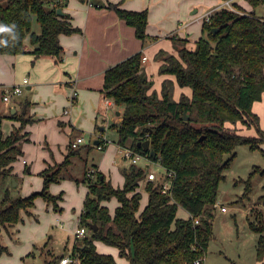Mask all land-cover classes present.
<instances>
[{
    "label": "trees",
    "instance_id": "obj_1",
    "mask_svg": "<svg viewBox=\"0 0 264 264\" xmlns=\"http://www.w3.org/2000/svg\"><path fill=\"white\" fill-rule=\"evenodd\" d=\"M244 1L253 9L264 6V0ZM65 5V0H0V54H31L34 60L47 57L60 63L63 48L59 36L80 33L68 14H56ZM113 9L134 27L138 39H146L147 10H126L119 4ZM34 20L39 33L32 30ZM11 25L14 29L7 31ZM201 32L194 50L187 48L186 38L172 36L177 55L164 50L154 55V60L160 62L158 74L175 80L164 78L160 92L153 88L154 83L142 66L141 52L105 71L102 91L123 108L119 123L111 125L118 134V145L147 156L160 165L164 174L148 180V167L131 164L122 169L124 183L116 188L97 167L85 165L81 181L86 183L88 192L79 224L87 228L94 224L96 228L89 230L90 236L82 237L73 249L71 257L78 255L79 264H117L111 255L97 252L95 241L118 249L120 257L129 264H194L196 260L202 264L212 238L218 186L235 157L234 149L247 145L251 150H262L264 130L252 105L261 101L264 94V15L256 16L233 2L231 8L221 7L202 20ZM26 43L32 49L27 51ZM175 83L189 88L191 96L181 93L175 100ZM6 117L20 121L21 126L4 137L1 125ZM29 122L26 113L0 115V254L8 252L1 244L4 232L14 236L23 214L34 216L36 198L56 208L60 197L50 194L49 187L66 177L72 178L71 159L81 151V145L72 147L71 142L62 163L48 165L39 173L43 179L41 191L22 197L9 183L17 181L12 163L22 154V141L28 140H23L27 134L21 131ZM238 123L254 129L256 136H245L226 127ZM146 140L150 141L152 156L141 147ZM94 146H86L85 153ZM168 172L173 173L171 178ZM143 180L147 204L140 211L142 194L138 189ZM164 184L169 185L166 194L162 193ZM112 198L118 202L113 215L102 205ZM179 206L188 212L186 220L176 218ZM254 214L248 226L259 236L256 251L261 259L264 219L261 211ZM46 264L58 262L54 258Z\"/></svg>",
    "mask_w": 264,
    "mask_h": 264
},
{
    "label": "rangeland",
    "instance_id": "obj_2",
    "mask_svg": "<svg viewBox=\"0 0 264 264\" xmlns=\"http://www.w3.org/2000/svg\"><path fill=\"white\" fill-rule=\"evenodd\" d=\"M230 1L232 0L226 2ZM152 3L154 4L153 1ZM218 3L217 0H163V4H165L162 11L164 14V31L173 28V34L169 37H181L183 33H179L177 30L179 27L184 28L190 25L196 17L204 14V12ZM221 6H225V2L220 3L218 7ZM194 9H198V12L191 14ZM245 9L247 12L253 11L256 16L264 15V6L253 9L250 5H246ZM204 19L205 17L202 18V20ZM148 23L151 25V29L153 28V34L162 37L161 39L165 40L167 35L170 34L169 31L161 33V30L158 27L156 28L158 20L148 19ZM32 30L35 33L40 32V27L35 20ZM190 30L191 33H194L193 37L198 35L196 34L198 31L200 37H202L201 25L193 24ZM191 33L190 35H192ZM152 38L146 37V39L150 40ZM156 64L157 62L150 58L146 66L155 68ZM149 76L152 77V80L159 88L160 84H158L157 80H160V77L158 72L153 71ZM116 109L110 110V116L106 124L98 126L106 127L103 137L111 141L107 150L102 152L94 146L86 154L84 149L86 146L93 144L94 135L84 134L82 136L83 143L81 144L80 155L71 159L69 167V174L72 178L66 177L58 183L51 184L49 187L50 194L60 197L56 201V208L52 204L46 203L42 198H36L34 201V216L27 217L23 214L22 221L15 227L16 234L14 236L9 237L4 232L1 244L8 248V252L0 254V264H46V262L54 258L59 264L61 257H68L75 246L79 245L80 238L76 239L74 234L76 229L80 227L78 217L88 192L86 183L81 181L85 165L97 167L116 188L123 186L122 169L131 165L124 158L122 148L118 145V134L111 126L116 116L115 112L118 111ZM2 111L3 107L0 100V115L5 116L6 114H3ZM26 125L31 126V129L27 130L31 134V142L26 151L27 153L29 152L32 167H40L45 158H47L45 160H57L56 153L59 154L63 146L51 143V140L57 138L54 128L50 124H47L44 128L39 124L27 123ZM96 131H98L97 128ZM244 131L238 133L245 136L251 135L249 131ZM253 132L255 133L254 129L251 133ZM261 149V151L251 150L247 145H239L234 149L235 157L230 167L224 172V180L218 186L216 207L212 219V238L203 259L204 261L206 258V261L202 264H258L257 262L262 261V258L258 259L257 248L253 246L259 236L252 232L248 226V221H253L255 218V211H261L264 219V148ZM64 158L61 162L55 164L62 163ZM136 165L146 168L147 160L143 158ZM149 165L156 172V175L164 174L159 164L150 161ZM23 167L24 165L22 164L21 169L19 168L21 172L15 174L17 181L12 180L9 185L22 197H27L34 192L41 191L43 179L39 175L40 170L35 174L30 173V171L26 173ZM149 172L151 171L149 170ZM26 177H31L32 179L27 180L28 182L26 183ZM76 180L79 181L77 182ZM144 181L140 182L141 187L139 188L141 194L143 193L141 205L147 198L143 189ZM34 183H39L40 185L36 187ZM25 184L31 189L27 194L23 190V186L26 189ZM248 186L249 192L247 193L246 189ZM1 191L2 185L0 183V194ZM116 201L115 198H112L110 201H106L107 203H103V206L108 208L111 215L115 210ZM221 207H225L226 211L222 212ZM253 209H255L254 212L248 216L247 220L246 211L250 212ZM188 216L186 210L179 206L177 209L178 219L188 218ZM84 228L87 230L85 235L90 236L89 228ZM97 246L101 248L103 244L98 243ZM120 259L119 264H128L126 258L120 257Z\"/></svg>",
    "mask_w": 264,
    "mask_h": 264
},
{
    "label": "crops",
    "instance_id": "obj_3",
    "mask_svg": "<svg viewBox=\"0 0 264 264\" xmlns=\"http://www.w3.org/2000/svg\"><path fill=\"white\" fill-rule=\"evenodd\" d=\"M233 2L239 3L244 9L246 5H248L244 0H234ZM116 4H119L120 8L126 10H148V19L158 20L156 28L158 27L161 33L169 31L170 34L167 35L165 40L161 39L162 37L153 34V28L151 29L149 22L146 28L147 37H153L155 39H146L144 41L138 39L135 35L134 27L127 25L125 21L119 18L115 13L113 6ZM164 5L163 0H67L62 10L71 17V24L79 28L80 33L59 36V42L63 48L62 61L60 63L56 64L52 59L47 57L34 60L31 54H0V100L3 107L2 113L7 116L14 113H23V109L25 108L24 113L31 119V123L39 124L42 128L50 124L57 135V138L51 140V143L57 146H63L59 154L56 153L57 160L51 161L45 160L47 159L45 158L40 167H32L29 152L27 153L26 151L31 142V134L27 131L31 129V126L26 125L21 133L27 134V137L23 140H26L28 136L29 138L27 141H22V154L12 163L13 174L21 172L20 169L22 164L24 165L23 168H27L30 173L32 172V174H35L39 172V170L42 171L45 169L49 164L53 165L61 162L68 151L69 144L77 137H82L84 134L94 135L93 145L96 146L94 143L99 142V137L104 136L103 132L106 128L98 126L107 123L110 116L109 112L113 108H117L116 110L118 111L115 112L116 116L112 125L119 123L123 108L115 105L107 110L103 102L105 95L102 90L105 71L130 56L141 52L142 56L146 57V60L142 62V66L147 76L152 80V77L149 75L153 71L156 73L158 72L160 62L156 61L157 64L155 68L151 66L148 67L146 64L149 59H154V55L159 50L177 55L169 37L173 34V28L164 31V14L162 13ZM218 6H220V3L211 7V9L204 12V14L196 17L190 25L177 29L179 33H183L180 38L187 39L186 46L189 50L195 49V42L200 38L199 31L196 32L198 35L193 37L194 33H191V26L193 24L201 25V20L204 15L215 10ZM197 12L198 9H194L191 14H196ZM190 33L192 35H190ZM25 49L28 51L32 49V46L26 43ZM159 77L160 80H157L158 84H160L159 88L154 83V80H152L154 83L153 88L157 92H160L161 83L164 78H171L175 82L174 77L171 76L159 75ZM24 79H27L28 83L21 85L23 89L22 93L12 96L10 103L5 104L2 98L4 88L14 86L16 83L22 84ZM73 90L77 92L75 103H71L69 99ZM181 93L189 97L191 96L189 88H180L175 83L174 99L178 100ZM65 111H67V113H64ZM252 111L260 118L261 129L264 130V94L261 101L253 103ZM20 126V121L12 120L7 117L4 118L1 125L3 136H8L13 128H19ZM226 127L233 128L239 133L245 132L244 130H246L249 131V134H251L250 136H256V133H251V131H253L252 128L248 129L240 123L236 125L227 124ZM96 128L98 131H96ZM108 141L109 144L100 151L104 152L107 150L111 142L110 140ZM261 148H264V145H261ZM30 179L32 178L26 177L25 182L27 183V180ZM34 185L37 187L40 184L34 183ZM23 190L24 193L27 194L31 189L26 185V189L23 186ZM103 203L107 202H102V205ZM146 204L147 198L143 205H141L140 202V211L143 210ZM117 206L118 202L116 204V207ZM34 211L35 208L33 212ZM250 214L251 212L246 211L245 215L247 220ZM176 218L178 219L177 213ZM186 219L187 218H183L182 220ZM249 222L250 221H248V224ZM74 236H76V239L80 238L76 235V231ZM257 240L258 239L255 240L253 245L256 248ZM98 243L103 244L99 241L94 242L97 252L111 255L116 263L119 264V260H121L119 250L111 246L109 247L108 245L106 246L105 244H103L104 248H98ZM71 254L69 256H71ZM261 260L262 261L257 263L264 264V255ZM205 261L206 258L202 263Z\"/></svg>",
    "mask_w": 264,
    "mask_h": 264
},
{
    "label": "built area",
    "instance_id": "obj_4",
    "mask_svg": "<svg viewBox=\"0 0 264 264\" xmlns=\"http://www.w3.org/2000/svg\"><path fill=\"white\" fill-rule=\"evenodd\" d=\"M233 1L234 0H232L230 2H225V6H221V7H229V8H231L230 4ZM221 7H217L215 10H212V11L206 13L204 15L205 19L207 20L209 18V16L213 13V11H216V10L220 9ZM145 60H146V57L143 56L142 57V61H145ZM27 83H28V80L24 79L22 84H16V85L11 86V87H5L4 90H3V94H2V98H3V101L5 102V104H9L10 103V99H11L12 96L21 94L22 91H23L21 85H25ZM76 97H77V92H76V90H73L72 93L70 94V97H69L70 102L71 103H75ZM103 102H104L105 108L107 110L109 108L115 106L114 101L112 99H110V98L105 97ZM64 113H67V111H65ZM98 140H99V142H98V144H96V148L98 150H103L109 144V141L107 139H105L103 136L99 137ZM82 143H83V137H77L72 142V147H78ZM122 151H123V154H124V158L127 159L131 164H135L136 165L141 159H143V158L146 159L147 160L146 167H148L149 170L151 171L147 175L148 180H154L156 178V176H157L156 172L150 168L149 163H150L151 160L147 156H144L142 154L136 153L133 150H131L130 148H122ZM172 175H173L172 172H168L167 173L168 178H171ZM168 192H169V185L168 184H164L163 187H162V193L166 194ZM221 211L225 212L226 208L225 207H221ZM194 222H195V224H197L198 223V219H195ZM86 232H87L86 228L79 227L76 230V235L78 237L82 238V237L85 236ZM79 263H80V259H79L78 255L76 257H71V256L64 257L59 262V264H79ZM200 263H201V260H196L194 262V264H200Z\"/></svg>",
    "mask_w": 264,
    "mask_h": 264
},
{
    "label": "water",
    "instance_id": "obj_5",
    "mask_svg": "<svg viewBox=\"0 0 264 264\" xmlns=\"http://www.w3.org/2000/svg\"><path fill=\"white\" fill-rule=\"evenodd\" d=\"M56 14H57L58 16H64V15H66V13L63 12L62 7H59V8L56 10ZM214 32H215V30H214ZM24 112H25V108L23 109V113H24ZM184 119L187 120L188 117H187V116H184ZM97 143H98V142H95L94 144H97ZM139 145H140V144H138V146H139ZM141 147H142L143 151H144V152H148V154H149L150 156H152V155L154 154L153 151L150 150V141H149V140H146V141L142 142ZM95 228H96V226H95L94 224H90V225H89V230L94 231Z\"/></svg>",
    "mask_w": 264,
    "mask_h": 264
},
{
    "label": "clouds",
    "instance_id": "obj_6",
    "mask_svg": "<svg viewBox=\"0 0 264 264\" xmlns=\"http://www.w3.org/2000/svg\"><path fill=\"white\" fill-rule=\"evenodd\" d=\"M14 27H15L14 25L7 26L6 30L7 31H12L14 29Z\"/></svg>",
    "mask_w": 264,
    "mask_h": 264
}]
</instances>
